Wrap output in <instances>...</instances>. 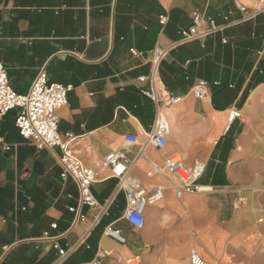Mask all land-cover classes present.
Instances as JSON below:
<instances>
[{
	"label": "crops",
	"instance_id": "1",
	"mask_svg": "<svg viewBox=\"0 0 264 264\" xmlns=\"http://www.w3.org/2000/svg\"><path fill=\"white\" fill-rule=\"evenodd\" d=\"M196 12L223 30L179 44ZM157 47L169 52L155 90L183 97L177 106L158 108L141 93L152 87L139 78L152 73ZM0 62L17 94L43 68L50 83L73 87L59 132L73 136L71 150L94 171L92 192L108 206L94 226L99 209L80 205L77 185L61 178L59 149L25 141L18 110L10 111L0 123V264H58L55 243L78 246L60 264H86L102 250L112 253L103 264H191L193 252L208 264H264V0H0ZM202 82L208 91L198 100L192 90ZM234 109L241 116L229 126ZM158 112L169 127L166 148L145 146ZM143 147L129 177L164 196L145 207L138 229L125 220V192L103 162L116 151L133 161ZM174 155L187 168L205 164L198 184L213 193L178 198L173 177H148L151 164Z\"/></svg>",
	"mask_w": 264,
	"mask_h": 264
},
{
	"label": "built area",
	"instance_id": "2",
	"mask_svg": "<svg viewBox=\"0 0 264 264\" xmlns=\"http://www.w3.org/2000/svg\"><path fill=\"white\" fill-rule=\"evenodd\" d=\"M236 5L240 8L238 3ZM205 21L203 15L197 12L194 13L192 25L188 29L180 32L181 40L179 44L192 42L203 38L209 33H216L223 30L212 19L206 21L209 28L202 30V24ZM160 24L165 27L168 24V16H161ZM223 43L226 44L227 40L224 39ZM168 52V50L159 47L152 50L150 53L152 55L153 71L149 76L139 78L140 82H150L152 85L150 90H143L141 93L154 101L158 108L164 105L177 106L183 101V97L181 96H175L168 91H163L161 94H158L155 90V84L158 82V68L166 58ZM131 53L136 57H142L144 55L143 52L135 49H132ZM72 89V86L50 83L47 72L43 68L37 74L29 91L26 94H17L10 85L5 66L0 62V123L10 111L18 110L15 124L20 136L25 141L32 142L39 149H59L58 162L62 168L61 178L63 180L71 179L77 185L80 205L99 209V215L93 224L96 226L100 219L107 214L108 206L100 204L95 198L92 192V186L95 183V173L91 168L83 165L71 150L70 145L74 140L73 136H62L59 132V113L67 105V96ZM207 91V84L202 82L193 88L192 95L195 99L201 100L205 97ZM240 116V110L234 109L228 117L229 126L236 119H239ZM168 131L169 127L164 115L158 112L153 128L145 134V146L153 145L157 148H166L168 145ZM127 141L133 145L139 144V139L136 136H127ZM143 150L144 147L133 161H129L123 152L116 151L108 154L103 162L104 166L112 169L114 176L119 180L118 191L125 192L127 203L124 214L125 220L138 229L142 228L145 222V207L161 201L164 196L162 187H157L154 192H148L138 180L129 177L133 166L138 159L143 157ZM205 168L206 165L199 162L193 167L187 168L182 157L174 155L166 159L163 167L151 164V171L148 177L154 178L157 174L173 177V184L178 198L183 194H209L214 191L212 186L198 184V180L203 176ZM70 211L71 213L76 212L74 208H71ZM51 229H57V225L52 224ZM88 234L86 233L80 239L78 245L86 242ZM105 234L120 243H125V239L121 236L120 232L114 230L112 227H108L105 230ZM44 237L50 239L49 233H45ZM77 247L67 246L66 248H62L55 243L53 248L58 253V264L68 259ZM110 256H112L110 251L102 250L98 258L86 264H103V260ZM116 262L119 264L121 260L116 259ZM126 264H135V262L133 259H129L126 261ZM191 264L208 263L196 252H193L191 255Z\"/></svg>",
	"mask_w": 264,
	"mask_h": 264
}]
</instances>
